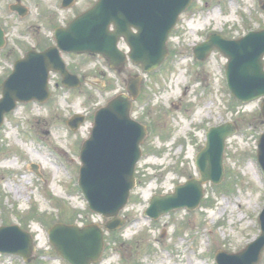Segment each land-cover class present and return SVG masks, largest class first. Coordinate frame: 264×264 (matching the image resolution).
<instances>
[{
	"label": "rangeland",
	"instance_id": "obj_1",
	"mask_svg": "<svg viewBox=\"0 0 264 264\" xmlns=\"http://www.w3.org/2000/svg\"><path fill=\"white\" fill-rule=\"evenodd\" d=\"M96 1L76 0L72 8L63 9L62 0H22L29 14L20 17L10 10L16 0H0V23L7 40L0 50V84L26 49L40 39L50 44L54 28ZM262 3L193 0L170 35L165 63L148 75L127 66L126 74L144 77L143 93L132 115L150 133L137 167V187L121 212L127 224L106 232V247L98 264H216L218 251L236 254L259 237L264 172L257 155L264 133V97L239 102L227 86L228 60L215 51L201 62L193 50L213 33L235 40L264 28ZM65 61L77 72L91 70L98 86L91 90L84 86L85 91L78 94L60 89L56 99L45 105H19L0 129V227L17 224L32 234L35 251L30 264H68L49 241L52 225L106 223L89 209L78 187L80 150L92 123L88 120L73 131L67 121L74 114L96 111L122 92L126 74L110 72L102 58L67 56ZM51 81L54 86L58 78L53 76ZM227 122L234 123L238 131L226 144L223 182L204 184V198L197 209H179L156 221L149 219L145 213L153 196L174 193L178 185L200 177L195 160L205 147L206 134ZM0 264L29 263L0 253ZM260 264H264V252Z\"/></svg>",
	"mask_w": 264,
	"mask_h": 264
},
{
	"label": "water",
	"instance_id": "obj_2",
	"mask_svg": "<svg viewBox=\"0 0 264 264\" xmlns=\"http://www.w3.org/2000/svg\"><path fill=\"white\" fill-rule=\"evenodd\" d=\"M11 9L25 16L28 10L21 5ZM192 0H99L94 7L75 18L66 28L56 30L57 46L43 53L31 52L15 65L11 76L3 83L0 99V127L6 114L19 102H44L48 97V77L51 71L63 75V83L79 87L80 79L69 73L61 52L103 55L115 69L122 71L130 59L142 65L146 73L158 69L169 55L167 41L180 15ZM75 0H64L68 9ZM264 10V5H263ZM111 26L115 27L111 31ZM135 29L137 32H135ZM124 38L130 48L127 55L118 42ZM5 44L0 27V48ZM215 49L227 59V82L231 93L241 102L264 97V30L253 31L238 40L212 35L194 50L196 58L205 60ZM141 77L131 79L128 89L132 99L140 95ZM126 95L113 99L95 116L90 138L81 150L82 167L79 186L92 211L109 219L105 229L115 231L125 221L119 215L128 204L136 186V166L142 157L141 144L147 136L144 125L131 117L133 101ZM264 116V103L262 105ZM84 122L81 116L68 122L78 130ZM237 131L234 124L213 127L207 134L205 148L197 156L200 179H191L178 186L175 193L156 195L151 200L147 216L158 219L180 208L196 209L203 197V184H220L224 178L226 141ZM259 159L264 168V133L259 141ZM262 234L237 254L219 251L218 264H259L264 251V211L260 217ZM50 242L56 252L70 264H96L105 248V233L99 224L84 227L64 223L55 224L49 231ZM34 239L18 225L0 228V253L33 259Z\"/></svg>",
	"mask_w": 264,
	"mask_h": 264
},
{
	"label": "flooded vegetation",
	"instance_id": "obj_3",
	"mask_svg": "<svg viewBox=\"0 0 264 264\" xmlns=\"http://www.w3.org/2000/svg\"><path fill=\"white\" fill-rule=\"evenodd\" d=\"M64 25H67V23H65ZM56 28H57V27H56ZM56 28H54V30H53L52 38H51V41H52V42H51L50 44L45 45L44 40H43V39H40V40L37 42V45H34V46H32L31 48L25 50V54H24L23 57H25V56H26L28 53H30L31 51L43 52L45 49H47V48H49V47L55 45V43H56V41H55V30H56ZM121 44H125V42L122 40V41H121ZM63 56H64V57H67V56H71V55H69V54H63ZM114 72H115V71H114ZM125 72H126V71H125ZM118 74H120V73H118ZM125 74H126V73H122L121 75H125ZM79 75H80L81 78L84 79V80H83V85H82V87H81L79 90H65L63 87H61L62 77H61L59 74H53V75L51 76V78H50V81H49V89H50V91L52 92V95H51L50 99H49L45 104H47V103H51L52 101H54V100L56 99V97H57V92H58L60 89H62L63 92H67V93H69V94H78V93H83V92L85 91L84 89H85L86 87H84V86H88V88H89L90 90H91L92 88H94V86H95V87L98 86V83H97V84H94V82H93V79H92V72H91V70L86 71L85 73H80ZM131 75H132V73H128V74H126V77L128 78V77L131 76ZM53 76L58 78V81H56V82L54 83V86H53L52 81H51V79H52ZM126 85H127V84H126ZM126 85H125V87L122 89V90H123L122 93H123V92H124V93H127V87H126ZM104 88H105V86H104ZM104 88H102V89H104ZM120 93H121V92H120ZM120 93L118 92V94H120ZM90 99H91V98H90ZM33 104H39V103L34 102ZM93 115H94L93 111L88 110V111L86 112V114H85V118H86V120H89L90 122H92Z\"/></svg>",
	"mask_w": 264,
	"mask_h": 264
}]
</instances>
